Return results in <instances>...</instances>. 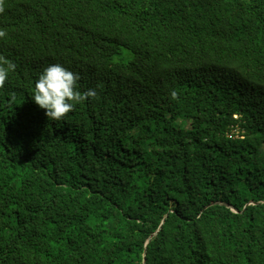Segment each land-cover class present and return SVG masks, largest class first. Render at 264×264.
<instances>
[{"label": "trees", "instance_id": "16d2710c", "mask_svg": "<svg viewBox=\"0 0 264 264\" xmlns=\"http://www.w3.org/2000/svg\"><path fill=\"white\" fill-rule=\"evenodd\" d=\"M2 7L0 264H264V0ZM54 64L97 93L58 121Z\"/></svg>", "mask_w": 264, "mask_h": 264}, {"label": "clouds", "instance_id": "9594fccd", "mask_svg": "<svg viewBox=\"0 0 264 264\" xmlns=\"http://www.w3.org/2000/svg\"><path fill=\"white\" fill-rule=\"evenodd\" d=\"M0 12H3L2 0H0ZM6 35V30H0V38ZM16 65L0 55V88H3L10 71H14ZM79 75L64 68L59 64L46 67L35 82L32 99L49 120L58 121L72 111L76 104L88 99H95V89L81 93L76 90ZM173 99L176 92L171 93Z\"/></svg>", "mask_w": 264, "mask_h": 264}, {"label": "rangeland", "instance_id": "374dc122", "mask_svg": "<svg viewBox=\"0 0 264 264\" xmlns=\"http://www.w3.org/2000/svg\"><path fill=\"white\" fill-rule=\"evenodd\" d=\"M237 130H235V129H233L231 132H234V133H232V138H235L236 136H237V132H236ZM230 132V133H231Z\"/></svg>", "mask_w": 264, "mask_h": 264}, {"label": "bare ground", "instance_id": "6f19581e", "mask_svg": "<svg viewBox=\"0 0 264 264\" xmlns=\"http://www.w3.org/2000/svg\"><path fill=\"white\" fill-rule=\"evenodd\" d=\"M250 204H255V202H250Z\"/></svg>", "mask_w": 264, "mask_h": 264}]
</instances>
